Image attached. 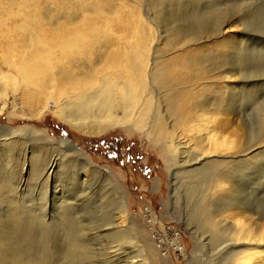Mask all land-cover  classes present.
I'll use <instances>...</instances> for the list:
<instances>
[{"label":"rangeland","instance_id":"obj_1","mask_svg":"<svg viewBox=\"0 0 264 264\" xmlns=\"http://www.w3.org/2000/svg\"><path fill=\"white\" fill-rule=\"evenodd\" d=\"M183 1L173 5L171 0H0V147L1 139L8 137L10 130L21 131V135L14 136L21 141L17 144L18 148L17 145L13 148L11 160L7 159V162L0 149V176L6 173L12 175L8 184L16 188L20 199L33 204L38 211L47 201L39 197L40 184L34 180L26 183L23 179L27 177L29 159L35 152L32 149L44 147L43 142L67 139L92 165L101 170L107 168L109 172L108 179L112 185L103 171L92 168L94 176L90 171L87 176L91 177L87 178L88 182L85 181L89 187L87 195L84 199L80 196L79 205L72 210L77 222L74 233L85 244L84 250L77 254L80 257L81 253L83 257L76 255L73 259L74 262L79 259L80 263L76 264H124L125 258L132 253L144 264H235L242 252H237L236 237L232 234L234 222L251 228V234L264 227V148L258 157L243 159L244 162L234 161L228 164L229 167L213 161L202 166V170L182 172V169L191 166L177 165L180 171L173 179L171 169L166 165L168 153L161 144L146 135L142 126L134 131L114 126L100 134L89 135L72 128L55 111L57 104L64 99L63 91L88 93L104 78L129 71L133 61L140 63L137 50L148 57L146 60L150 65V57H159V51L173 56L171 52L178 54L185 46L188 49L204 45L215 48L218 38L200 39L178 48L168 39L167 33H160L168 24L181 30L192 26L193 20L185 12ZM199 1L194 2V10L206 7V0ZM242 3L240 11L246 20L245 27L231 22L225 25L223 31L240 47L243 48L244 44L251 46L252 51L243 62L254 69L264 63V49L260 42L264 41V0H242ZM146 15L153 21L149 22ZM207 18L203 19V23L205 21L204 24L212 28V22ZM173 47L176 49H171ZM132 56L135 58L131 59ZM159 61L161 59H157ZM249 79L245 84L250 93L245 97L239 92L243 83L235 79L234 84L237 85L234 87L238 93L233 104L244 114V121L250 130L245 131L242 119L233 114L230 116L234 132L215 134H225L232 142L230 145L236 143L238 148L242 142L248 147L261 144L264 136L260 131L261 127L264 129V107L261 105L264 104L261 101L264 100V71L263 76L256 78L258 81ZM259 101L262 102L260 105L257 104ZM27 130H34L36 134L27 136ZM188 134L192 143V134L190 131ZM261 145L264 146L263 143ZM46 150L42 151L43 154ZM235 150L236 147H231L223 153L231 154ZM199 151V148H189L186 152L188 159ZM9 169L14 172L10 173ZM63 170L65 172L44 184L47 185L45 193L48 199L61 194V185L69 186L67 183L72 178L71 174L77 169L66 166ZM215 171L234 180L231 192L212 194ZM79 176L82 177V174ZM81 177L80 182L84 181ZM17 180L21 182L17 183ZM53 185L56 188L52 190ZM25 187L28 188L26 191ZM98 191H104V198L98 197ZM113 191L123 196L127 211V217L119 219L116 228L118 231L132 228L138 245L135 248L121 242L118 246L120 252L117 249L116 255H112L111 248L108 249L110 241H113L111 236L103 235L104 230H101L110 216L109 209L102 208L104 206L100 201L109 199ZM69 194L78 195L79 192L76 190ZM143 201L158 211L162 219L179 228L188 251L185 258L160 253L140 214L139 206ZM229 201L253 213L244 211L242 214L243 209L227 210L215 214L214 225L208 226L202 203L205 202L209 210L217 211ZM52 210L50 204L44 209L48 216ZM258 214L262 215L259 219ZM251 221L253 224H250ZM101 231L102 235L99 234ZM55 237L59 242L61 234L55 232ZM38 243V236L29 243L30 259L37 254Z\"/></svg>","mask_w":264,"mask_h":264},{"label":"bare ground","instance_id":"obj_2","mask_svg":"<svg viewBox=\"0 0 264 264\" xmlns=\"http://www.w3.org/2000/svg\"><path fill=\"white\" fill-rule=\"evenodd\" d=\"M171 1H173L172 4H179V0ZM196 1H183L185 12L193 20L189 29L181 30L168 24L161 29L160 33H167L168 39L173 41L172 44H176L178 48L182 44L188 45L190 42L200 39L218 38L215 48L212 45L196 46L190 49L185 46L180 48V53L177 54L174 51L171 52V49H176L173 47L169 49L173 56L167 55L166 51H159V57H150V65L146 60L148 57H144L141 55L142 51L137 50L141 59L140 63L133 61L129 71L104 78L95 89L88 93L63 91L64 99L57 104L55 110L60 118L72 128L89 135L100 134L114 126H124L130 131L141 129L142 126L146 135L153 142L161 144L168 153L166 165L168 169H171L173 179L177 171H180L176 168L177 165L191 166L182 169V172L196 171L207 162L213 161L221 162L229 167V163H234V161L258 157L264 148L261 145L262 143L264 145V136L261 144L248 147L242 142L238 148L236 143L230 145L232 142L225 134V137L215 135L234 132L230 116L233 114L242 119L245 131L250 130L244 121V114L233 104L238 93V89L236 90L234 87L237 84L234 83L236 78H238V82L243 83L239 92L245 97L250 93V88H246L247 84H245L250 81L247 79L252 78L258 81L256 78L263 76L264 63L256 65V68L253 69L243 62L245 57L251 53V46L247 44L249 49L245 44L243 48L240 47L239 44H236V40H230V37L226 36L223 31L225 25L231 22H237L238 25L245 27L246 20L240 11V6H243L242 0H222L220 2L206 0L205 8L194 10V4L200 2ZM146 17L149 22L153 21L148 15ZM205 18H210L212 28L207 27L204 24L205 21L203 23ZM260 42L264 49V41ZM134 58V56L131 57V59ZM151 59L153 60L151 61ZM157 59H161V61L157 62ZM261 101L264 102L263 99ZM261 101L257 104L260 105ZM261 105L264 107L263 103ZM33 131L27 130L25 133L27 136H32L36 134ZM188 131L191 132V138L194 139L192 143L187 136L189 135ZM260 131L264 135L262 127ZM18 134L21 135L20 130L12 129L8 137L1 139L3 148L0 147V149L6 156V161L7 159L11 160L13 148L21 141L16 140L18 137L15 139ZM245 143H247V139ZM42 145L44 147L36 146L35 149H32L35 152L29 159V167L26 170L27 177L23 179L26 183L34 180L40 184L39 197L47 200L42 205V209L39 208L36 211L33 204H27L16 195V188L8 184L12 175L8 176L6 173L0 176V264H73V259L85 248L84 242L74 233L77 222L72 210L79 205L77 202L80 200L79 197L82 196L84 199V196L87 195L89 187L86 182L89 181L87 178L91 177V175L87 176L89 172L92 171V168L99 171L102 168L99 169L92 165L67 139L59 138L51 142H43ZM231 147H236L235 152L223 153V151L226 153V150ZM42 148L44 151L47 149L45 154H43ZM189 148H199L200 151L188 159L186 152ZM66 166L77 169L74 174H71L72 178L67 183L69 186L61 185V194L48 199L45 193L47 185L44 186V184L62 173ZM224 168L226 169V167ZM107 170L104 168L101 171L107 175L108 183L112 185L108 179L109 172ZM216 171L213 176L211 192L214 195L222 193L225 195V192L233 190L234 180ZM12 172L14 171L10 173ZM199 173L201 172L199 171ZM80 174H82V177L79 176L80 179L84 180L82 182L78 177ZM20 182L19 180L17 183ZM55 188V185L51 186L52 190ZM11 189H13L12 193ZM27 189L25 187V191ZM76 190L79 192L78 195L69 194ZM103 192L99 193L98 191L100 199L104 198ZM47 204H50L53 209L49 216L44 211ZM100 204L104 206L102 208L109 209V213H106H108V217L110 216V220L107 219L102 224L101 230H104L103 235H109L113 240L108 246V249L111 248L110 251L113 252L112 255H116L117 249L120 252L118 246L121 242L136 248L138 246L137 237L132 228L120 231L116 228L119 225H117V221L127 217L123 196L113 191V195L109 199L101 200ZM202 206L206 210L205 223L208 226L214 225L215 214H221L227 210L243 209L242 214L244 211L253 213L252 210L244 209L243 206L231 201L224 202L217 211L209 210L205 202L202 203ZM260 217L262 215L258 214L257 218ZM234 223L235 228L232 233L236 237V244H234L238 246L237 252H242L239 260H235V264L264 262V227L258 233L251 234V228L243 227L238 224V221ZM250 224H253V221ZM55 232L61 234L59 242L55 237ZM99 234L102 235V231ZM35 236H38L39 239L38 252L35 257L30 259L28 245ZM80 255L82 256L81 253ZM135 256L134 253L127 256L126 264H144L142 259L135 258ZM80 257L78 256V258ZM128 258L131 260H127ZM75 261V264L80 263L79 259H75Z\"/></svg>","mask_w":264,"mask_h":264},{"label":"built area","instance_id":"obj_3","mask_svg":"<svg viewBox=\"0 0 264 264\" xmlns=\"http://www.w3.org/2000/svg\"><path fill=\"white\" fill-rule=\"evenodd\" d=\"M139 210L144 225L160 253L178 259L185 258L188 251L181 239L179 228L162 219L159 212L145 201L141 202Z\"/></svg>","mask_w":264,"mask_h":264}]
</instances>
